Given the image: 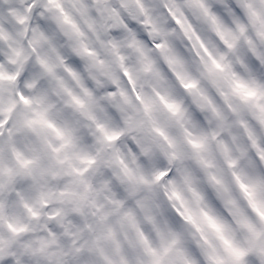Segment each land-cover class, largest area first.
Masks as SVG:
<instances>
[{"label": "clouds", "instance_id": "obj_1", "mask_svg": "<svg viewBox=\"0 0 264 264\" xmlns=\"http://www.w3.org/2000/svg\"><path fill=\"white\" fill-rule=\"evenodd\" d=\"M0 264H264V0H0Z\"/></svg>", "mask_w": 264, "mask_h": 264}]
</instances>
